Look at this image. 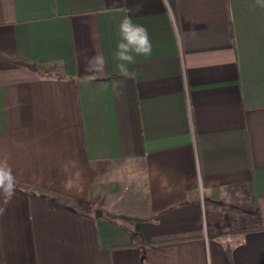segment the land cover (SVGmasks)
<instances>
[{
  "label": "crops",
  "instance_id": "1",
  "mask_svg": "<svg viewBox=\"0 0 264 264\" xmlns=\"http://www.w3.org/2000/svg\"><path fill=\"white\" fill-rule=\"evenodd\" d=\"M137 5L153 50L125 78ZM4 158L0 264H264V7L0 0Z\"/></svg>",
  "mask_w": 264,
  "mask_h": 264
},
{
  "label": "clouds",
  "instance_id": "2",
  "mask_svg": "<svg viewBox=\"0 0 264 264\" xmlns=\"http://www.w3.org/2000/svg\"><path fill=\"white\" fill-rule=\"evenodd\" d=\"M256 4L264 7V0H256ZM140 10L139 5L129 9V14L120 19L118 23L119 40L116 44L113 58L117 62L116 68L121 76H130V66L136 62L138 56H150L153 45L148 29L141 24L134 23L132 17ZM84 70L89 77L98 76L104 71L106 60L102 53L93 56H83ZM16 194V178L7 158L0 159V198L6 206ZM5 207H0V215Z\"/></svg>",
  "mask_w": 264,
  "mask_h": 264
},
{
  "label": "water",
  "instance_id": "3",
  "mask_svg": "<svg viewBox=\"0 0 264 264\" xmlns=\"http://www.w3.org/2000/svg\"><path fill=\"white\" fill-rule=\"evenodd\" d=\"M95 215H96V216H100V215H101V211H100L99 209L96 210V211H95Z\"/></svg>",
  "mask_w": 264,
  "mask_h": 264
}]
</instances>
